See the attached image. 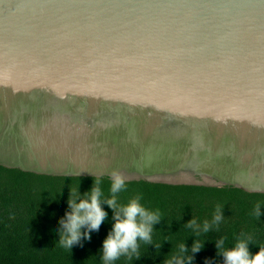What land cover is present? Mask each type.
Returning a JSON list of instances; mask_svg holds the SVG:
<instances>
[{
	"label": "water",
	"instance_id": "95a60500",
	"mask_svg": "<svg viewBox=\"0 0 264 264\" xmlns=\"http://www.w3.org/2000/svg\"><path fill=\"white\" fill-rule=\"evenodd\" d=\"M0 166L264 193V0H0Z\"/></svg>",
	"mask_w": 264,
	"mask_h": 264
},
{
	"label": "trees",
	"instance_id": "16d2710c",
	"mask_svg": "<svg viewBox=\"0 0 264 264\" xmlns=\"http://www.w3.org/2000/svg\"><path fill=\"white\" fill-rule=\"evenodd\" d=\"M93 178L37 174L0 166V264H103L100 249L111 228L113 214L106 203L102 207L107 216L98 229L89 230L88 238L81 236L71 249L57 243L71 188L77 187L83 194L92 186ZM102 180L107 192L110 180L107 177ZM127 185L119 194L122 202L139 192L142 203L159 207L162 216L153 226V241L140 244L139 256H121L114 264H164L167 255L174 253L181 241L188 247L187 254L192 256L185 264H223L216 240L223 236L225 246L230 247L242 231L252 236L250 252L255 253L259 246H264V193L142 180L128 181ZM258 201L262 204L260 216L256 218L250 212ZM217 204L222 206L223 219L197 237L188 227V221L193 217L198 223L204 218L210 220ZM197 238L203 246L191 252V244Z\"/></svg>",
	"mask_w": 264,
	"mask_h": 264
},
{
	"label": "clouds",
	"instance_id": "9594fccd",
	"mask_svg": "<svg viewBox=\"0 0 264 264\" xmlns=\"http://www.w3.org/2000/svg\"><path fill=\"white\" fill-rule=\"evenodd\" d=\"M110 183L105 192L102 177L97 175L93 178V184L83 194L77 187L71 188L68 198V210L60 220L62 228L59 231L57 243L64 248L71 249L81 236L88 238L89 230L98 229L101 222L107 216L102 207L106 203L113 209L112 225L102 240L100 259L103 264H114L119 257L139 256L140 244L153 241L154 224L162 216L159 207H148L142 203V194L137 192L131 195L126 202L119 199V194L128 185L124 175L117 169H113L109 177ZM262 202L258 201L251 209L250 215L258 218ZM223 219L222 206L217 204L211 215V219L204 218L197 221L193 217L188 221V227L195 231L197 237L201 232H207L211 225L219 224ZM83 228V231H82ZM252 236L241 232L231 246H225V238L221 236L216 240L217 251L223 256V264H264V246H259L255 253L250 252L249 242ZM203 243L199 238L191 244V252L201 249ZM159 247V243L156 244ZM188 247L179 242L177 250L167 255L164 264H185L191 261L192 256L187 254Z\"/></svg>",
	"mask_w": 264,
	"mask_h": 264
}]
</instances>
